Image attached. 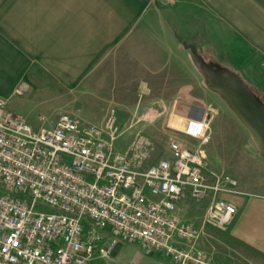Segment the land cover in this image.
<instances>
[{"label":"crops","instance_id":"0c3cea01","mask_svg":"<svg viewBox=\"0 0 264 264\" xmlns=\"http://www.w3.org/2000/svg\"><path fill=\"white\" fill-rule=\"evenodd\" d=\"M195 33L209 46L213 40L212 48L228 43L234 72L264 102V0H0V97L32 126L39 120H32L26 109L41 75L72 92L71 110L88 105V112L98 118L110 105L117 108L119 122L120 114L135 106L149 117L163 107L177 113L179 104L214 115L213 107L196 93L205 86L199 64L206 63L195 59L192 44L185 41ZM19 87L23 93L16 95ZM182 114L178 116L184 123L203 116ZM136 132L122 134L116 148L126 149ZM253 143L252 158L264 167ZM155 158L151 156L145 166L159 160ZM261 183L264 187V179ZM238 190L237 195H226L238 208L231 225L226 230L205 227L195 247L216 239L212 232L219 230L223 234L210 247L220 257L214 260L198 249L213 262L240 264L242 245L258 256L255 260L254 255L245 256L248 264H264V194ZM203 200L198 216L180 203L178 214L199 227L208 203Z\"/></svg>","mask_w":264,"mask_h":264},{"label":"built area","instance_id":"2783aa9c","mask_svg":"<svg viewBox=\"0 0 264 264\" xmlns=\"http://www.w3.org/2000/svg\"><path fill=\"white\" fill-rule=\"evenodd\" d=\"M209 120L205 113L186 122L183 133L196 147L170 139L171 157L145 166L152 144L143 134L116 148L126 131L115 107L101 123L62 113L53 125L33 128L0 97V264H99L116 237L180 264H220L195 244L205 227L231 225L238 208L226 195L240 191L235 178L206 166ZM187 195L207 199L199 227L178 214Z\"/></svg>","mask_w":264,"mask_h":264},{"label":"rangeland","instance_id":"374dc122","mask_svg":"<svg viewBox=\"0 0 264 264\" xmlns=\"http://www.w3.org/2000/svg\"><path fill=\"white\" fill-rule=\"evenodd\" d=\"M178 35L181 38H185L183 34ZM204 35H206V33ZM192 37L193 39L190 40L185 38V41L188 40L187 43L190 45L192 44L191 48L194 49L192 50V54L195 59L201 57L206 64H211L212 67L221 66L234 71L233 68L235 65L232 60V48L228 43L225 48L218 47L217 44H215V46L213 44L214 47L212 48L211 41L213 40L210 41L209 46V44L203 40V35L200 33L192 34ZM209 38L210 36H208V39ZM195 78L193 74V80ZM194 82H196V80H194ZM34 89L35 91L32 92L33 96L29 98V106L26 109L29 111L32 120H39L38 123L33 126L30 124L33 128L49 126L52 121H55L62 113L66 112L78 114L84 120L90 122L100 120L101 117L104 119L107 110L110 107H115L114 105L108 106L104 114H98L99 118L96 117L95 114L88 112L91 108L88 105H83L80 110H71V106L73 105L72 92L54 85L44 75H41ZM251 89L254 90L253 87ZM196 93L202 97L203 101L207 103V106L210 105L215 110L214 115L210 113L211 116L213 115L210 123V141L207 144L201 145V148H203L206 153L207 168L216 173L229 175L235 178L238 182L237 188L241 189V191L264 194V187L261 183L264 179V167L262 163L252 158L251 153L255 152L253 150L254 143L247 128L216 92L202 86V88L196 90ZM33 103L36 104L33 105ZM161 109L163 111H155V113L150 110L151 113L149 117L147 116V112L140 111V107L135 106L131 112H123L120 114V125L126 132L135 129L137 130L136 133L139 132L149 139L152 144V151L149 159L151 156L153 158L155 156V159L158 157L159 159L162 157L170 158L171 156H169L168 151V142L170 139L179 140L190 148L196 147L198 145L197 140L181 133L185 131L186 123H184L183 118L178 115L183 113L182 115H187V118H193L203 115V109H200V107L187 109L182 104H179L177 113L172 112L170 109H165L164 107ZM211 112L213 111L211 110ZM169 117V124H171L169 126L172 129L168 127ZM103 119L99 123H101ZM172 121H180V123H182L183 129L181 132H178L180 130H173ZM187 121L188 120H186V122ZM132 122L135 123V125L128 128ZM120 143L118 144L119 147L122 146ZM115 146L117 147V144H115ZM260 159L264 160L262 157H260ZM203 202L206 201L195 200L187 195L179 203L188 204L190 207L189 213L193 214L195 217L201 212L200 207L202 208ZM36 209L51 211L49 207L40 205H37ZM212 233L214 238L220 239L223 231L214 230ZM116 239L117 243L113 247L109 257L99 260V264H180L178 261H173L171 257L162 250L153 249L137 241L127 242L120 237H116ZM216 239H210L211 241L209 243L204 241V243L201 242V245L198 244V249L204 251L208 256L212 255L214 260L216 257L221 256L217 249H212V247H210L213 246L211 244L218 243ZM240 247L242 260L240 264H248V257H245L249 256L248 254L254 255L252 257L254 260L258 257L254 253L249 252V250L242 245ZM229 255L230 261H232L231 253ZM236 263L237 262H235V264Z\"/></svg>","mask_w":264,"mask_h":264},{"label":"water","instance_id":"95a60500","mask_svg":"<svg viewBox=\"0 0 264 264\" xmlns=\"http://www.w3.org/2000/svg\"><path fill=\"white\" fill-rule=\"evenodd\" d=\"M205 86L216 92L247 128L264 158V103L234 71L199 64Z\"/></svg>","mask_w":264,"mask_h":264},{"label":"bare ground","instance_id":"6f19581e","mask_svg":"<svg viewBox=\"0 0 264 264\" xmlns=\"http://www.w3.org/2000/svg\"><path fill=\"white\" fill-rule=\"evenodd\" d=\"M176 119V118H175ZM171 122V121H170ZM173 122V121H172ZM169 125H171V124H169ZM172 127L174 128V129H176V130H180V131H182V129H183V127H182V123H180V121H175V122H173V125H172ZM185 130H186V127H185Z\"/></svg>","mask_w":264,"mask_h":264},{"label":"trees","instance_id":"16d2710c","mask_svg":"<svg viewBox=\"0 0 264 264\" xmlns=\"http://www.w3.org/2000/svg\"><path fill=\"white\" fill-rule=\"evenodd\" d=\"M254 92V91H253ZM255 93V92H254ZM256 94V93H255ZM257 95V94H256ZM258 96V98L262 101V99L259 97V95H257ZM263 102V101H262ZM264 103V102H263Z\"/></svg>","mask_w":264,"mask_h":264},{"label":"flooded vegetation","instance_id":"af4514ba","mask_svg":"<svg viewBox=\"0 0 264 264\" xmlns=\"http://www.w3.org/2000/svg\"><path fill=\"white\" fill-rule=\"evenodd\" d=\"M251 89V88H250ZM252 90V89H251ZM253 91V90H252Z\"/></svg>","mask_w":264,"mask_h":264}]
</instances>
